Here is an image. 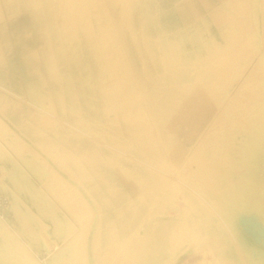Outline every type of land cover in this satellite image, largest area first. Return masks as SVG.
I'll use <instances>...</instances> for the list:
<instances>
[{"label":"rangeland","instance_id":"1","mask_svg":"<svg viewBox=\"0 0 264 264\" xmlns=\"http://www.w3.org/2000/svg\"><path fill=\"white\" fill-rule=\"evenodd\" d=\"M96 1L0 0L1 186L19 221L0 217V252L11 264H264L238 220L264 224V187H238L247 151L264 176L253 0Z\"/></svg>","mask_w":264,"mask_h":264},{"label":"bare ground","instance_id":"2","mask_svg":"<svg viewBox=\"0 0 264 264\" xmlns=\"http://www.w3.org/2000/svg\"><path fill=\"white\" fill-rule=\"evenodd\" d=\"M96 1V0H95ZM65 2V1H64ZM97 2V1H96ZM96 2H94L95 4L94 5H96ZM99 2V1H98ZM104 2V1H103ZM99 3H101V5H102V2H101V0H100V2ZM104 6H105V4H103ZM184 6V5H183ZM96 7H97V5H96ZM101 7V6H100ZM95 8V7H94ZM98 8V7H97ZM104 8H106V7H104ZM99 9V8H98ZM97 9V10H98ZM106 10H108V9H105V11ZM97 12V11H96ZM95 12V13H96ZM100 13H102V12H100ZM99 13V14H100ZM105 13H107L108 14V11H106ZM97 14H98V12H97ZM126 15V14H125ZM99 16V15H98ZM102 17V16H101ZM101 17H99V18H101ZM110 18V17H109ZM111 19V18H110ZM101 20V19H100ZM99 20V21H100ZM107 22V21H106ZM111 22H112V20H111ZM98 24H99V22H98ZM111 25H113V24H111ZM99 26H102L103 27V25H101V24H99ZM106 26H107V24H106ZM112 27V26H111ZM114 27V26H113ZM108 29H107V34L110 32H108V30H109V27H107ZM114 29H116V28H113V30ZM112 30V29H111ZM114 31H116V30H114ZM114 31H112L113 32V34H115V32ZM104 33H106V31H103ZM109 34H111V32L109 33ZM104 36H106V34L104 35ZM109 36V38L111 37L110 35H108ZM113 36V35H112ZM115 36V35H114ZM113 36V37H114ZM118 37V36H117ZM116 37V38H117ZM110 40H112V39H110ZM105 41H107L106 43V47L108 48L109 46H107L108 45V40H106L105 39ZM255 41H257V40H255ZM113 42V41H112ZM118 42V41H117ZM116 42V44H119V43H117ZM113 45V44H112ZM118 46V45H117ZM119 47V46H118ZM107 48H105V49H107ZM116 48V47H115ZM121 49V47L119 48V50ZM106 51V50H105ZM118 51V50H117ZM117 51L115 52V54L117 53ZM121 51V50H120ZM107 52V51H106ZM103 52V53H105L106 55H107V57L108 56H111V55H109V52ZM112 52V51H111ZM104 54V56H105V58H106V55ZM122 54V53H121ZM117 55V54H116ZM116 55H114V56H116ZM121 56V55H120ZM115 58V57H114ZM118 58H120V59H118ZM118 58H117V56H116V59H118L119 60V63L121 64V57H119V55H118ZM219 58V57H218ZM108 59V58H107ZM112 60V59H111ZM122 60H124V59H122ZM113 61V60H112ZM108 62H110V61H108ZM116 62V61H115ZM116 63H118V62H116ZM118 63V64H119ZM107 64H109V63H107ZM112 64V63H111ZM120 64H119V66L117 67L118 69H119V67H120ZM124 64V63H123ZM108 66V65H107ZM113 66H114V64H113ZM126 66V65H125ZM125 66L123 65V67L125 68ZM111 68V67H110ZM115 68V67H114ZM123 68V69H124ZM121 69H122V67L119 69L120 71H121ZM112 70H114L113 68H112ZM117 70L115 69V72H116ZM119 71V73H121ZM126 71H127V69H126ZM125 71V72H126ZM113 72V71H112ZM115 72H113L112 74L114 75V73ZM127 72H129V71H127ZM123 74V73H122ZM122 74H121V77H123L122 76ZM126 74V73H125ZM124 74V78L126 77V75ZM108 75V74H107ZM117 75V74H116ZM120 76V75H119ZM119 76H117V77H119ZM129 76V75H128ZM115 76H113V78H114ZM121 77H119V78H121ZM123 78V79H124ZM115 79H116V81L118 80V82L120 81V79H117L116 77H115ZM122 79V80H123ZM127 79V78H126ZM125 79V82H127L128 80H126ZM200 81V80H199ZM201 82V81H200ZM120 84L121 83H124V80L122 81V82H119ZM126 84V83H125ZM128 85V84H127ZM202 85H204V84H202ZM116 86V85H115ZM175 86V85H174ZM205 86V85H204ZM208 86H210V85H208ZM116 88V87H115ZM136 88V87H135ZM205 88V87H204ZM117 89V88H116ZM133 89V88H132ZM139 90V89H138ZM204 90V89H203ZM140 92V91H139ZM133 93V92H132ZM131 93V94H132ZM137 93H135V95H136ZM196 94V93H195ZM208 94H209V92H208ZM130 95V94H129ZM128 95V96H129ZM135 95L133 96V99H134V97H135ZM137 95H140V93L139 94H137ZM127 95H126V97H128ZM208 96H210V95H208ZM131 97V99H132V96H130ZM117 98V97H116ZM123 100H125V97L123 96ZM137 98H138V96H137ZM127 99V98H126ZM133 101V100H132ZM134 101H136V99H134ZM110 102H112V101H110ZM130 103H131V101H129ZM139 102H141V101H139ZM144 102V101H143ZM123 103H124V101H123ZM136 103H138V102H136ZM113 104V103H112ZM128 104V103H127ZM140 105H142V104H140ZM136 106H138V105H136ZM146 106V105H145ZM139 107V106H138ZM142 107H140V109H141ZM124 109H126V108H124ZM144 108H142L141 110H143ZM127 110V109H126ZM128 110H130V107H129V109ZM128 110H127V112H128ZM133 110V109H132ZM138 110V109H137ZM148 110V109H147ZM131 111V110H130ZM129 111V112H130ZM143 112V111H142ZM125 113V112H124ZM131 113V112H130ZM137 113V112H136ZM135 113V114H136ZM126 114V113H125ZM124 114V115H125ZM138 114V113H137ZM139 114H140V112H139ZM144 114V117H145V115H146V111H145V113H143ZM130 115V114H129ZM128 115V116H129ZM148 115V114H147ZM126 116V115H125ZM132 116V114L129 116V117H131ZM128 117V118H129ZM133 118H131V119H134L135 118V116L133 115L132 116ZM142 117V116H141ZM146 117H148V116H146ZM151 118V117H150ZM130 120V119H129ZM143 120V119H142ZM149 120V119H148ZM152 120H153V118H152ZM155 120V119H154ZM150 123V122H149ZM163 123V122H162ZM143 124V123H142ZM213 124V123H212ZM211 124V125H212ZM215 125H216V123H214ZM152 125V124H151ZM213 126L212 128H210V129H215L216 128V126ZM144 127H146L147 128V126H144ZM151 128V127H150ZM145 130V129H144ZM192 132L195 134V135H198L200 132H201V130L200 129H194V130H192ZM146 133H147V131H146ZM152 133V132H151ZM204 137H207V136H204ZM150 139V138H149ZM151 140V139H150ZM205 140H208V139H206V138H203V140L201 141V145H200V147H199V149L201 150V157L202 158H206V157H208V158H210L211 157V154H212V151L210 150V148L208 147V145H207V143L206 142H204ZM141 141V140H140ZM162 141V140H161ZM154 142V141H153ZM123 153H126V152H123ZM255 153L256 152H254V151H247V153H246V155H245V157H244V159H245V161L247 160V163L250 165V170L251 171H253V172H256V168L258 169L259 168V166L257 165V162L255 161V158H256V155H255ZM247 154H250V155H247ZM237 155H239V154H237ZM148 156V155H147ZM206 156V157H205ZM200 157V158H201ZM239 159H241L240 157H238ZM242 160V159H241ZM240 160V162H242ZM259 162V161H258ZM148 165V164H147ZM261 165V164H260ZM197 166V168L198 169H202L201 170V172H202V174L204 173V174H206L207 176H209V174L211 173V167L210 166H208V165H204L203 164V162L202 161H199L198 162V164L196 165ZM261 167V166H260ZM197 168H193V169H197ZM263 168H264V166H263ZM262 168V169H263ZM188 169H190V167L188 168ZM197 169V170H198ZM264 170V169H263ZM190 171H192V172H194L193 170H190ZM199 171V170H198ZM196 172V171H195ZM206 177V176H205ZM24 178V177H23ZM207 178V177H206ZM205 178V179H206ZM215 178V177H214ZM24 181H25V178L23 179ZM22 182V181H21ZM185 184H187V183H185ZM24 185H25V183H24ZM208 187H210V186H208ZM264 186H263V184H262V179L260 178V177H258L257 178V180H256V182H255V184L253 185V187H251L252 189H251V191L250 192H252V194H253V197H256L258 194L256 193V192H258V191H256V190H260L261 188H263ZM190 188H192L193 189V187L191 186ZM216 189V188H215ZM194 190V189H193ZM254 201H256L255 199H254ZM211 204V203H210ZM211 205H213V204H211ZM215 205V204H214ZM0 225H1V223H0ZM246 240H248V239H246ZM247 242V241H246ZM246 245V244H245ZM248 245V244H247ZM20 248H21V250H24L25 252H26V256H28L29 255V253L27 252V249L23 246V245H20ZM61 255H62V253H57L55 256H54V258L51 260V263L52 264H55L60 258H61ZM35 263L36 264H39V263H37L36 261H35Z\"/></svg>","mask_w":264,"mask_h":264},{"label":"crops","instance_id":"3","mask_svg":"<svg viewBox=\"0 0 264 264\" xmlns=\"http://www.w3.org/2000/svg\"><path fill=\"white\" fill-rule=\"evenodd\" d=\"M253 7H254L253 13L255 15V19H257V21H259V23L262 22V25H263L264 24V0H253ZM78 76H79V74H77V77ZM84 89H87V88L85 87ZM85 104L87 105V103H85ZM258 177H260L262 179V181H264V176H258ZM251 178H252V180L255 179L254 181L257 180V178H255V174L253 173V171H251L249 169L248 170L246 169L245 171H243V173L239 177V185H238L239 189L244 187L246 184H249V181L251 180ZM261 190H260V192H261ZM243 191L245 192V190H241V193ZM241 213L255 214V213H251V212H248V211H245V210L244 211H240V214ZM1 218L5 219L8 223H11L12 225H14V224L19 222L18 219H17V216H16V212L12 208H8L7 210H5L4 215ZM249 242H250V240H249ZM254 242L256 244V241H254ZM4 244H5V242H3V239H0V246H3ZM251 247H252V249H257L254 246H251ZM263 247H264V245H263ZM10 260H15V259L14 258L11 259L10 258V254H4V253L0 252V264H11Z\"/></svg>","mask_w":264,"mask_h":264},{"label":"water","instance_id":"4","mask_svg":"<svg viewBox=\"0 0 264 264\" xmlns=\"http://www.w3.org/2000/svg\"><path fill=\"white\" fill-rule=\"evenodd\" d=\"M238 220L254 241L264 245V224L256 214L241 213Z\"/></svg>","mask_w":264,"mask_h":264},{"label":"built area","instance_id":"5","mask_svg":"<svg viewBox=\"0 0 264 264\" xmlns=\"http://www.w3.org/2000/svg\"><path fill=\"white\" fill-rule=\"evenodd\" d=\"M3 173L4 169L0 164V217L4 215L5 210H7L11 206L12 202L11 194L8 191L4 190L1 186Z\"/></svg>","mask_w":264,"mask_h":264}]
</instances>
